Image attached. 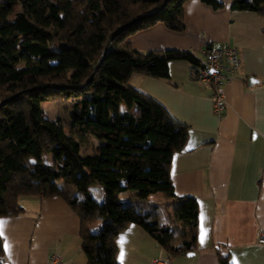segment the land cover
Wrapping results in <instances>:
<instances>
[{
  "label": "trees",
  "instance_id": "obj_1",
  "mask_svg": "<svg viewBox=\"0 0 264 264\" xmlns=\"http://www.w3.org/2000/svg\"><path fill=\"white\" fill-rule=\"evenodd\" d=\"M186 1L0 0V101L10 96L0 104V216L23 211L21 195L61 196L79 215L88 264H124L116 237L131 221L172 255L197 246L199 200L178 195L171 173L190 125L129 81L134 71L169 76L175 58L198 61L187 50L141 51L129 40L158 22L185 31ZM201 1L214 9L226 4ZM231 7L264 17V0H231ZM140 16L111 40L96 68L110 33ZM57 95L73 98L70 131L42 106ZM91 137L96 142L83 151ZM94 182L104 191L101 200L90 190ZM125 189L140 198L160 190L175 199L171 217L180 227L161 221L156 208L121 197ZM218 256L219 264H234L219 248ZM4 258L0 234V264Z\"/></svg>",
  "mask_w": 264,
  "mask_h": 264
},
{
  "label": "crops",
  "instance_id": "obj_2",
  "mask_svg": "<svg viewBox=\"0 0 264 264\" xmlns=\"http://www.w3.org/2000/svg\"><path fill=\"white\" fill-rule=\"evenodd\" d=\"M225 2L224 8L214 9L188 0L185 31L158 22L129 37L141 51L180 49L198 57L208 46L230 44L238 49L241 63L222 87L227 102L222 114L214 111L213 87L189 78L188 59L170 60L169 76L130 75L132 84L190 125L186 144L172 157L171 173L176 193L196 196L200 211L192 254H170L131 221L116 237L117 257L124 264H151L156 257L165 264H219L218 248L234 264H264V242L258 241L264 231V17ZM122 193L137 200L133 189ZM19 202L23 211L0 216L2 264H88L80 246L79 215L61 196L21 195ZM174 203L171 199V215Z\"/></svg>",
  "mask_w": 264,
  "mask_h": 264
},
{
  "label": "built area",
  "instance_id": "obj_3",
  "mask_svg": "<svg viewBox=\"0 0 264 264\" xmlns=\"http://www.w3.org/2000/svg\"><path fill=\"white\" fill-rule=\"evenodd\" d=\"M241 58L238 49L230 44L208 46L189 68V78L203 81L213 87V108L222 114L226 108L223 85L237 75ZM258 241L264 242V231L258 235ZM166 260L153 258L151 264H165Z\"/></svg>",
  "mask_w": 264,
  "mask_h": 264
},
{
  "label": "rangeland",
  "instance_id": "obj_4",
  "mask_svg": "<svg viewBox=\"0 0 264 264\" xmlns=\"http://www.w3.org/2000/svg\"><path fill=\"white\" fill-rule=\"evenodd\" d=\"M73 98L63 96V95H57L54 97H51L47 100L42 101V106L44 108L46 116L50 118H56L59 117L60 121L62 122L64 128L66 131H70V126L68 124V120L70 118V104L72 102ZM96 142V139L94 137H91L88 141L83 142L82 150L87 151L91 150L94 143ZM45 159L48 160V157H45ZM91 192L98 198L102 199L104 196V191L100 185V183L94 182L91 185L90 188ZM126 197H128V193L125 194ZM125 195L122 193L120 194L121 197H125ZM150 199L147 201L146 198H140L137 197V200L133 202L137 205L142 204L144 207L150 208H156L157 212L160 214L163 221L171 222L176 221L174 225H178L180 227V221L172 219L171 214L168 212V207L170 203L169 198H165L163 191H155L150 193ZM173 221V222H174ZM101 223V220H98L93 223V228H97Z\"/></svg>",
  "mask_w": 264,
  "mask_h": 264
},
{
  "label": "water",
  "instance_id": "obj_5",
  "mask_svg": "<svg viewBox=\"0 0 264 264\" xmlns=\"http://www.w3.org/2000/svg\"><path fill=\"white\" fill-rule=\"evenodd\" d=\"M166 2H167V0H164L162 6H163ZM162 6H160V7L158 8V10L161 9ZM142 17H145V16H140V17H138V18H136V19H134V20H132V21H130V22H128V23H125V24H123V25H120V26H118L117 28H115V29L110 33V35H109L108 38H107L105 48H104V50H103L101 56H100L99 59H98V62H97V64H96V68L101 64V62H102V60H103V58H104V55H105V53H106V51H107V47H108V45L110 44L111 40H112L116 35H118L121 31H123L128 25H130L131 23H133L134 21H136V20H138V19H141ZM252 78H254V77L252 76V77L249 78V82H252ZM86 84H87V83H85L84 85H86ZM51 85H58V84L52 83ZM9 99H10V96H9V97H6V98H4V99H2V100L0 101V104L5 103V102H6L7 100H9ZM193 252H194L193 250H188V251H187L188 254H192Z\"/></svg>",
  "mask_w": 264,
  "mask_h": 264
}]
</instances>
